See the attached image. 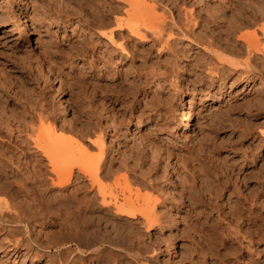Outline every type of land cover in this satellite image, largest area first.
I'll return each instance as SVG.
<instances>
[{"label":"rangeland","instance_id":"obj_1","mask_svg":"<svg viewBox=\"0 0 264 264\" xmlns=\"http://www.w3.org/2000/svg\"><path fill=\"white\" fill-rule=\"evenodd\" d=\"M145 1L154 7L148 20L157 26L163 24L161 37L156 36L161 40L148 32V42L133 39L125 46V54L92 33L93 22L100 20L93 5L98 3L92 0H0V122H11L12 134L16 136L14 117L23 111L35 117V113L42 111L41 124L29 118L25 123L36 130L40 125L47 127L56 122V132L47 140L54 141L50 138L54 135L58 140L71 139L75 149L71 159L74 160L72 181L62 189L52 187L49 181L45 184L39 175L26 180L31 169L27 162L35 165L43 177L52 175L46 160L32 153L31 141L26 140L25 133H20L16 140L26 158L20 157L19 167L15 163L12 170L9 165L0 166V173L17 175L6 183L0 180L3 187L0 200L19 204L36 216L38 220L30 223V242L54 245L52 254L54 247L69 244L76 255L70 264H97L89 259V254L75 252L78 238L83 243L81 246L87 245L84 241L94 239L87 238L89 235L83 237L91 231L94 221L87 213H81L87 225L82 223V215L76 214L78 204L74 198L85 197L89 188L88 180L76 169L87 158L80 153L78 143L87 147L90 158L96 157L94 161L99 158V151L91 144L102 136L104 161L111 160L114 170V177L104 180V185H112L115 177L121 185L124 176L129 184L133 176L157 177L161 190L168 195L165 197L169 202L166 201L163 211L171 221L168 225L172 226L159 235L160 243L170 244L160 259L161 264H179L180 260L183 264L195 248H199V264H215V257L232 252L221 233L226 222L220 226L216 212L228 211L227 195L217 199L216 208L211 210L204 194L203 201L190 212L181 205L180 196L184 181L187 185L193 181L194 188H198L199 180L210 182L211 177L220 178L225 173L240 194L250 196V235L254 243L250 246V263L244 253L232 264H264V238L256 236L264 229V58L258 57L256 61L253 81L250 80L253 75L246 79L242 70L225 67L216 73L209 71L217 60L211 50L224 59L244 62L245 55L227 50L228 42L227 48L223 45L224 32L219 26L230 17L229 5L250 14V7L252 10L257 7L258 0ZM190 13L201 16L200 28L194 30L210 40V48L196 44L186 33V18ZM85 29H90L91 34H85ZM250 29L241 31L251 32ZM165 39L169 44L162 48ZM181 97L189 117L185 130L180 129L181 121L175 116ZM63 103L68 111L61 115ZM136 122L139 126L132 132L131 125ZM151 147L158 151L151 153ZM126 165L135 174L126 171L123 167ZM231 168L234 173L229 172ZM245 176L246 184L241 181ZM14 187H18V194ZM75 228L80 229L78 234ZM5 233V230L0 232V264H52L47 256H33L31 252L24 256L23 250L20 257L7 254Z\"/></svg>","mask_w":264,"mask_h":264},{"label":"bare ground","instance_id":"obj_2","mask_svg":"<svg viewBox=\"0 0 264 264\" xmlns=\"http://www.w3.org/2000/svg\"><path fill=\"white\" fill-rule=\"evenodd\" d=\"M93 2L98 3L93 5L96 6L95 10L97 12L95 10L94 11L97 13L96 15H98L100 20H98L97 22H93V24L96 23L95 25L91 23L93 27L92 29L95 30L94 32H92L90 29H85V34H91V32L93 34L96 33L98 36L104 38L108 44L119 49L121 53L126 52L125 46L133 39L138 40L140 43L148 42V32H150L155 39L158 38L156 36H160V34H162L161 32L163 30V24L161 25L162 27L157 26L148 20V17L150 16L149 12L154 10V7L148 5L145 0H92V3ZM227 13H230V17H228L227 20L219 26V28H221V31L224 32V39H222L223 45H225V47L227 48L226 42H228L230 47L228 45L227 50H230L234 54H237L239 56L245 55V59L244 62L241 63L233 62L231 60L224 59V57H221V55L219 56L216 51L209 50L210 53L214 54V56L217 57L216 63L212 68L209 69V71L211 73H216L219 68L220 70H223L225 67L233 69L234 71L242 70V74L247 75L246 79L253 75L250 78V80L253 81L255 78L254 73L257 68L256 61L258 57L264 58V1L260 2L258 0V5L257 7L253 8V10L250 7V12H248L250 14H245L237 11L230 5L228 6ZM101 18L103 21L101 20ZM209 18H212L210 14ZM200 24L201 16L199 14L194 15L193 13H190L189 17L186 18V33L190 35V40H192L196 44L204 46L208 45V48H210V46H212L210 40L194 30V28H200ZM247 27H250L252 29H250L251 32L241 31ZM233 42H235V45H232ZM168 44L169 42L167 39L163 40L162 48H165L166 46H168ZM50 80L54 83V80L52 78ZM184 103V98L181 97L177 102V109L175 113V116L181 121V130H185L189 122V117L186 116L187 110ZM62 106L63 108L61 115H64L68 110L66 109L65 104ZM42 113V111H38L35 114L33 113L35 115L34 117L29 112L27 113L26 111H23L22 113L18 114L17 117H14V120L17 124L14 130L17 133L16 136L12 134L13 129L10 125L11 122L7 120L0 122V166L7 167V165H9L10 169L12 170L15 169L13 167L15 163L18 164L16 168L19 167L20 157L26 158V154L22 153V151L19 149L17 144L18 142L16 140L20 137V133H25L26 140H29L32 143V153L35 154V156L39 154L43 159L46 160L48 167L47 170L53 176L52 177L47 174L46 176H44L46 178H44L41 172L36 169L35 165H31L30 162H27L26 164H30L31 169L29 170V172L31 174L28 173V176H26V180L35 179L36 175H39V178L45 179V182L41 181L42 183L44 182L45 184H47V181H49V184L52 187L62 189V186L72 181L73 173L71 172V170L73 167L71 165L74 163L72 162L74 160L71 159L74 155L73 151H75L73 147L74 141L71 139H63L62 137V139L58 137L60 138L58 140L55 135V138L53 136L50 137L54 141H51L49 139L47 140V138H49L51 134L56 132L57 127L56 125H54V123L56 122L48 124L47 127H43V125H40L43 119ZM28 118L31 120H37V122L39 121V125L41 127H38V129L36 130L32 129L33 126L31 127L29 124L25 123L26 119ZM138 126L139 123H133L130 130L134 132L135 128H137ZM58 129L63 130L64 128ZM135 136L137 135L135 134ZM42 137L46 139V142L42 141ZM139 138L141 139V137ZM56 140L58 141L55 142ZM50 141L52 142V144H49ZM54 142L56 144H54ZM78 144L80 146V153L83 154V157L86 156L87 158L85 157V163H80L78 161L79 164H77L78 162H76V169L79 174H81L86 178V180H88L89 188L87 191L88 193L85 195V197L82 195L83 197H80L77 200L76 198H74L77 202L76 204H78V207H76L78 208V212H76V214L87 213L88 218L91 217L90 220L94 221V224L91 223L93 226L90 224L91 231L86 233L84 231V228L82 230L85 232V236L83 237L89 235L87 238L93 237L94 239H91L90 242L88 241L89 243L87 241H84V243L87 245L81 246V244L83 243H80L81 240L80 238H78V243L82 248H80L78 245V249H75L76 254L79 253L83 256H88L89 254L90 258H88L94 260L95 262H97V264H161L162 261H160V259L163 256L164 251L169 247L170 244L168 243L169 241L165 245L160 243L159 235L164 234V231L168 229V224L169 222L171 223V221H168L163 211L164 206L166 205V201L169 202V198L167 197L168 195L164 194L165 192L163 193V191L161 190V186L159 184L160 182L158 183L156 179L157 177L144 178L143 175H140L142 178L140 177L138 179L137 177L139 175L137 177H134L132 175L133 178L130 181L132 182V184H129L127 182L128 180H126L128 178L124 176L123 178L121 177V179L124 180L121 181L122 185L119 182L120 179L115 177V179L113 180V182H115L112 185L107 186V183V185H104L105 182L103 183V181H106L110 176L112 177L114 175V170L111 160L106 162L104 161L105 158L103 156L105 153V145L103 142V137L99 136L96 141L91 144L92 146H95L99 151V158L97 157L98 159L94 161L92 159L96 157L90 158L92 155L90 152V154L86 152L87 147L82 143ZM157 151L158 150L153 149V147H151L150 149L151 153H156ZM69 161L72 163L70 164ZM123 167L126 171H132L135 174L131 167L129 168L127 167V165ZM233 171V168L229 170V172ZM225 174H221L220 178L217 175L211 177L212 179L210 182H206L204 179L199 180L200 187L198 188H194V186L192 185L193 181L192 184L190 183L189 185H187V181V183L185 181V183L179 182L181 183L180 196L183 199L181 205L188 208L187 210L190 212L194 210L193 207L203 201L202 195L205 194L208 197V207L211 210H214L217 204L216 200L227 195L226 202L228 203V211L220 212L219 210H216V212L219 217V225L221 226V224L223 225V222H226V227H223L224 230L222 229V232H220L224 237L225 243L232 249V252L222 257H215L217 262L215 264H232L234 260H237V257L242 255L244 256V253L245 258H247L248 263H250V246L254 244L252 243V236L250 235V196L249 194H240L237 191L236 187L232 184L231 178L227 177ZM246 176L241 180L244 184H246V180H248ZM14 177H17V175H15V172H11V175L0 173V180L3 179L5 183L6 181H8L7 179H13ZM15 182L16 181H14V183ZM131 185L135 186L132 187L134 189H130ZM13 189H15V193L18 194V187H14ZM80 189L81 188L78 187V190ZM2 190L3 187H0V192H2ZM131 190H135V192H131ZM141 190H145V192L150 191L152 193H155V195H153L152 193L148 194L149 192H146V194L144 191L141 193ZM35 191V193L38 192L37 190ZM165 195H167L166 197L168 199H166ZM32 214L26 211L24 208L22 209L19 204H14L11 202L8 203L7 201L3 202L0 200V232L3 230H5L6 232V253L9 254L11 252L13 256L20 257V250H23L22 255L24 256H27L28 253L31 252V254H34L33 256L49 257V260L52 264H70L73 258L76 257L74 251L71 248V245L61 244L62 246L60 247H54L55 253L52 254L51 248L54 245L52 247H49L50 244L48 246H42L41 244H38L36 242L32 243L29 241L28 233L31 230L32 226H30V223L32 222V220H38L36 216ZM83 216L84 215H82V219L80 217L78 220L81 219L82 223H85L87 225L86 221H83ZM173 220L175 221L176 219ZM78 223H76V225ZM82 223L80 221L79 224ZM242 223L244 224L243 227H241ZM80 226L83 227L84 225ZM170 226H172V224ZM217 228L215 229L217 230ZM99 229H101V231H99ZM76 230H78V234L80 229ZM154 230L157 233L154 232V234H152ZM142 231L145 232V236L142 234ZM261 232V234L256 235L259 239L264 238V229H261ZM80 235H76V237H81ZM175 236L173 237L174 240H176ZM152 237L154 238V241H151ZM85 246L86 248H84ZM42 250H44L45 252H40ZM191 252V255L187 256L188 258H186V262L184 263L199 264L197 260V255H199V248H195V250ZM224 257H227V259L223 260ZM78 258H80V256ZM182 261L183 260H180L179 264L182 263Z\"/></svg>","mask_w":264,"mask_h":264}]
</instances>
